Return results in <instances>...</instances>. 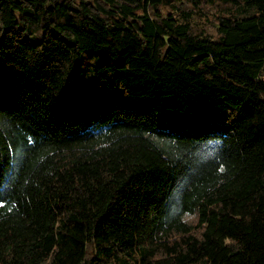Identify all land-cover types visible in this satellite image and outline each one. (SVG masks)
I'll use <instances>...</instances> for the list:
<instances>
[{
	"label": "trees",
	"instance_id": "1",
	"mask_svg": "<svg viewBox=\"0 0 264 264\" xmlns=\"http://www.w3.org/2000/svg\"><path fill=\"white\" fill-rule=\"evenodd\" d=\"M0 264H264V0H0Z\"/></svg>",
	"mask_w": 264,
	"mask_h": 264
}]
</instances>
